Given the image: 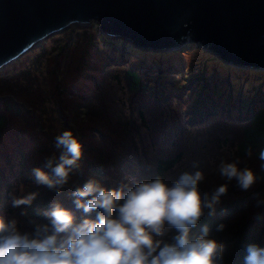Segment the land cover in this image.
Instances as JSON below:
<instances>
[{"label":"trees","instance_id":"trees-1","mask_svg":"<svg viewBox=\"0 0 264 264\" xmlns=\"http://www.w3.org/2000/svg\"><path fill=\"white\" fill-rule=\"evenodd\" d=\"M63 38L65 49L53 46ZM123 40L92 22L52 36L0 70V208H7L8 194L19 183L36 189L31 169L54 151L53 137L69 128L57 109L62 96L84 141L80 181L91 175L172 174L176 165L186 170L199 161L208 173L203 190L210 191L223 183L211 169L226 150L243 157L249 146L254 157L247 163L259 171L264 70L230 64L197 43L157 50L129 40L123 47ZM57 49L59 82L52 56ZM39 191L38 203L46 206L54 194ZM222 199L217 215L205 217L194 231L208 224L227 246L224 264H245L248 245L264 247V179L247 191L233 181ZM64 202L71 206L70 199ZM220 223L226 227L217 232Z\"/></svg>","mask_w":264,"mask_h":264},{"label":"clouds","instance_id":"clouds-1","mask_svg":"<svg viewBox=\"0 0 264 264\" xmlns=\"http://www.w3.org/2000/svg\"><path fill=\"white\" fill-rule=\"evenodd\" d=\"M53 147L31 169L36 189L19 183L0 208V264H224L225 242L208 224L194 229L217 215L233 181L247 191L264 179V148L255 153L257 171L247 163L254 157L249 146L243 157L226 150L211 169L223 183L210 191L203 190L208 173L199 161L186 170L176 165L172 174L91 175L77 182L83 139L69 127L53 137ZM40 188L54 194L46 206L38 203ZM246 252L245 264H264V247L250 244Z\"/></svg>","mask_w":264,"mask_h":264},{"label":"water","instance_id":"water-1","mask_svg":"<svg viewBox=\"0 0 264 264\" xmlns=\"http://www.w3.org/2000/svg\"><path fill=\"white\" fill-rule=\"evenodd\" d=\"M92 22L136 46L200 43L230 64L264 70V0H0V70L51 36ZM58 109L78 134L61 100Z\"/></svg>","mask_w":264,"mask_h":264},{"label":"rangeland","instance_id":"rangeland-1","mask_svg":"<svg viewBox=\"0 0 264 264\" xmlns=\"http://www.w3.org/2000/svg\"><path fill=\"white\" fill-rule=\"evenodd\" d=\"M77 27H78V26H73L72 28H69L68 30L63 31V33H61V34H64V32H68V33H70V34H73V33H74V29L77 28ZM53 36H54V35H53ZM51 37H52V36H51ZM51 37H50V38H51ZM108 37H110V38H114V37H111V36H108ZM50 38H49V39H50ZM115 38H116V37H115ZM49 39H48V40H49ZM48 40L41 42V44L38 45L36 48H38V47L42 46L43 44L47 43ZM66 42H67V41H66L64 38H63V39H59V40H56L55 42H53V46L58 47L59 45H65ZM128 43H129V42H128L127 40H123V47H125V45H127ZM190 43H191V42H190ZM187 44H188V43H187ZM187 44H184V45H187ZM130 45H132V44L130 43L129 46H130ZM196 45H197L198 47H199V46H200V47L203 46V45L200 44V43H199V44L197 43ZM182 47H183V46H182ZM182 47H181V48H182ZM179 49H180V48H179ZM59 51H60V50L57 49V50L54 51L53 54H52V56L54 57L55 60H57V59L59 58L60 54H61V53H60L59 56H57V52H59ZM17 62H18V61H17ZM55 63H56V62H55ZM11 64H12V63H11ZM9 65H10V64H9ZM9 65H7V66H9ZM54 65H55V64H54ZM7 66H6V67H7ZM6 67H4L3 69H5ZM53 68H54V66H53ZM163 71L170 72V71H172V70H163ZM62 99H63V98L60 97L59 100H61V102H62ZM59 100H58V101H59ZM62 105H63V104H62ZM63 108H64V107H63ZM57 109H58V102H57ZM64 109H65V108H64ZM58 110H59V109H58ZM65 110H66V109H65ZM66 111H67V110H66ZM59 113H60V112H59ZM63 113H64V112H63ZM68 113H69V112H68ZM60 115H61V114H60ZM69 115H70V114H69ZM61 116H62V115H61ZM62 118H63V117H62Z\"/></svg>","mask_w":264,"mask_h":264},{"label":"bare ground","instance_id":"bare-ground-1","mask_svg":"<svg viewBox=\"0 0 264 264\" xmlns=\"http://www.w3.org/2000/svg\"><path fill=\"white\" fill-rule=\"evenodd\" d=\"M66 118H68L67 114H66Z\"/></svg>","mask_w":264,"mask_h":264}]
</instances>
